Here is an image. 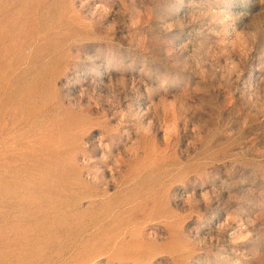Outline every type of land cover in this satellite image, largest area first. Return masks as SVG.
<instances>
[{
    "label": "rangeland",
    "instance_id": "rangeland-1",
    "mask_svg": "<svg viewBox=\"0 0 264 264\" xmlns=\"http://www.w3.org/2000/svg\"><path fill=\"white\" fill-rule=\"evenodd\" d=\"M0 264H264V0H0Z\"/></svg>",
    "mask_w": 264,
    "mask_h": 264
}]
</instances>
